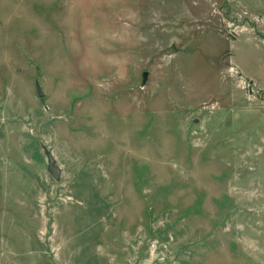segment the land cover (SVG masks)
<instances>
[{
	"label": "rangeland",
	"instance_id": "1",
	"mask_svg": "<svg viewBox=\"0 0 264 264\" xmlns=\"http://www.w3.org/2000/svg\"><path fill=\"white\" fill-rule=\"evenodd\" d=\"M0 264H264V0H0Z\"/></svg>",
	"mask_w": 264,
	"mask_h": 264
},
{
	"label": "water",
	"instance_id": "2",
	"mask_svg": "<svg viewBox=\"0 0 264 264\" xmlns=\"http://www.w3.org/2000/svg\"><path fill=\"white\" fill-rule=\"evenodd\" d=\"M145 74L146 72H142V80L145 79ZM35 89L37 95L42 96L39 87L36 86ZM46 157H47L46 170L53 179H57L59 177V168L57 165H55L53 158L49 154L46 153Z\"/></svg>",
	"mask_w": 264,
	"mask_h": 264
}]
</instances>
